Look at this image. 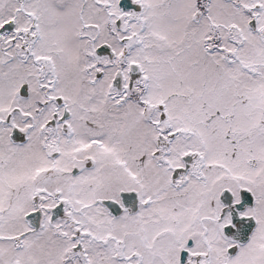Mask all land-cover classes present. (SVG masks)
Here are the masks:
<instances>
[{"label": "rangeland", "instance_id": "1", "mask_svg": "<svg viewBox=\"0 0 264 264\" xmlns=\"http://www.w3.org/2000/svg\"><path fill=\"white\" fill-rule=\"evenodd\" d=\"M119 1L34 0L44 18L42 63L0 62V264H70L72 226L85 220L103 237L92 245L93 264H126L118 243L131 254L138 230L160 254L153 264H176L179 239L190 236L196 252L214 255L205 264H264V0H132L139 12L122 11ZM12 7L0 0V19ZM104 42L112 57L96 53ZM131 63L142 72L131 75ZM23 83L29 98L16 113ZM57 96L73 113L65 131L50 124ZM46 100L42 111L37 102ZM24 112L32 141L11 144L10 126L25 128ZM71 128L69 141L59 137ZM161 132L174 143L157 159ZM187 154L198 172L174 184L166 171L184 166ZM75 167L83 171L74 175ZM226 187L258 192L260 201L245 214L261 226L231 257L223 234L230 215L219 201ZM132 188L141 202L154 194L152 207L137 217L107 215L103 199ZM36 212L48 228L30 235L25 214ZM112 234L118 243L107 240Z\"/></svg>", "mask_w": 264, "mask_h": 264}, {"label": "flooded vegetation", "instance_id": "2", "mask_svg": "<svg viewBox=\"0 0 264 264\" xmlns=\"http://www.w3.org/2000/svg\"><path fill=\"white\" fill-rule=\"evenodd\" d=\"M34 0H13L14 7L11 9V14L6 17L0 19V52H2V55H0V62L3 66H8V64H12L14 62H20L23 65H26L28 62L27 60L30 59L32 63H34L36 66L39 67V65L42 63V54H39L36 52L37 44L39 43V33H40V21H44L43 15L39 16L38 11L31 7V3ZM127 12H133L132 10ZM119 24V23H118ZM92 26V25H91ZM96 29H98V26L94 25ZM106 43V42H104ZM103 43V44H104ZM102 44V45H103ZM101 47L97 46L96 53L99 55L102 53V50H100ZM103 54V53H102ZM110 56V55H109ZM112 57V56H111ZM44 85V83H43ZM27 84L23 83L20 85L18 89V95L16 96V103H18L17 106L14 107L16 113H21L22 108L25 105V101L29 98V93L27 91ZM55 86V85H54ZM51 89V88H50ZM51 106L54 108V114L55 117L53 120H51L50 124H52L53 128H58L59 125L63 124V127L65 130H68V127L71 125V119L73 117V113L71 112L68 104L66 102H62L61 98L59 96L54 97L53 100H51ZM38 106L40 108H45L47 106V100L42 102H37ZM22 105V106H21ZM21 106V107H20ZM157 111H154V114ZM24 112V118H25V128L20 126L19 124L13 123L10 126V132L7 134V138L9 142L15 145H24L27 143H30L32 141L31 131L32 126L30 124V115H26ZM12 116L8 117V121L11 120ZM164 119V117H163ZM49 124V123H48ZM48 126V125H47ZM169 127H167L166 131ZM69 136H59L64 137L66 141H69V139L72 138L75 134V129L71 128L69 130ZM167 133V132H166ZM47 134L51 133L46 130L42 132L43 139L47 136ZM157 148L155 157L158 159L162 154H164L163 150L166 148H172L174 141L172 140V137L164 134L161 132V134L157 138ZM61 152L59 151V154ZM170 154V153H168ZM193 159V156L190 154L184 155L183 160L185 161L184 166H176L174 168H171L170 170H167L166 172L169 173V178L172 180V182H183L185 184L188 183V173H192V171L195 172L197 170V167H192L190 163ZM89 169L95 167V160L93 158L88 159V164L86 165ZM76 168V167H75ZM77 169V170H76ZM75 170H73V174L77 175L83 171V169H78V167ZM198 172V170L196 171ZM175 184V183H174ZM173 185V184H172ZM230 190L231 193L224 194L223 191ZM247 189L245 187L239 188L238 191H233L229 187L223 188L221 190V194L219 197V201L225 206V210H223V216L226 217L227 214L230 215V220L228 223H226L223 226V234L224 233V227L227 225L232 224L233 231L231 232L230 236L225 235L227 240L231 242L230 246L227 248V256L231 257L235 255L241 246H246L252 236L254 235V231L257 226H261V217L258 219L254 215H247L245 214V211L249 209L251 206L255 204V202L259 201V194L252 192L253 194V204H246L240 207L241 200H242V190ZM248 190V189H247ZM122 192H134L132 196L135 198V200H130L129 204H125L123 202V196ZM37 196V195H35ZM38 197V196H37ZM120 200L117 199H103L102 208L105 209V213L109 216H112L114 218L119 219L122 217V215H129L137 217L143 212L144 209L151 208L152 205L155 202V195L149 193L147 195V199L143 202L140 201V191L138 189L132 188L126 191L120 192ZM105 200H115L119 206H117L119 209V212L117 214H113L111 212V209L107 206L105 203ZM257 200V201H256ZM87 208H84L80 210L81 215H87ZM62 213V216L66 217L64 215V211H58ZM73 212V211H71ZM128 212V213H127ZM51 220H54L57 216L56 211H51ZM70 216V214L67 215V217ZM254 217L256 220V226L252 229L251 236L248 241L242 243L238 240H235L236 237H238L235 234V230H239L241 227L244 226L246 223L245 218L246 217ZM46 215L44 217H40V213L36 212L34 214H25L24 222H27V224L30 226V231L28 232L31 234H42L43 231H46L48 226L47 222L45 220ZM251 222V221H250ZM73 225V224H72ZM72 235L71 238H77L78 243L71 249V255L69 258L70 264H77L75 263V259L73 260L72 256L79 254L80 257H82L83 263L81 264H93L92 262V245L94 244H103V237L96 231L92 230L91 227L88 226L86 220L84 224H79L72 226ZM175 231H173V234ZM135 236L140 240V244H137L133 247L134 251L130 254L127 250H125V245L123 243H118V240H116L115 236L112 234V237H110V241H115L118 243L119 248V254L118 256L126 261V264H153L154 260H156V257H159L160 254L155 249V244L152 243L150 238H148L145 234H143L142 230L135 231ZM235 237V238H234ZM24 238V237H23ZM23 240V239H22ZM151 241V242H150ZM18 242V240H17ZM179 242H182L181 245L177 249V253L175 256V262L176 264H205V260L212 258L214 255H211V252L204 253L202 250H199L198 252L195 251V246L197 243V240L194 236H190L187 238V240L183 243L182 238L179 239ZM106 244V242H105ZM20 246V245H18ZM121 246L122 249L121 250ZM232 249V250H231ZM231 250V251H230ZM149 258L153 260V262H149Z\"/></svg>", "mask_w": 264, "mask_h": 264}, {"label": "water", "instance_id": "3", "mask_svg": "<svg viewBox=\"0 0 264 264\" xmlns=\"http://www.w3.org/2000/svg\"><path fill=\"white\" fill-rule=\"evenodd\" d=\"M120 4V8L122 11H127V10H134V11H140L142 9L141 4L138 3H132L131 0H120L119 1ZM254 22L251 23V27L253 28ZM102 53H109L111 56L114 54L113 50L111 49V47L109 46V44L105 43L104 45L101 46ZM101 53V54H102ZM131 70H130V74L131 75H137V73H141V67H139L138 64L136 63H131L130 64ZM223 195L228 193H231L230 190H225L223 191ZM132 194H134V192H122V196H123V202L125 204H129L130 200H135V198L132 196ZM105 203L107 204V206L111 209V212L113 214H117L119 212V209L116 210V208H118L117 206L118 203L114 200H105ZM253 194L251 191L247 190V189H243L242 190V200H241V206L246 205V204H253ZM246 223L244 224L243 227H241L239 230H235V234L238 237H234L235 240H238L242 243L246 242L249 240L250 236H251V232L252 229L256 226V220L254 217H246L245 218ZM251 221V222H250ZM233 231L232 228V224L227 225L224 227V233L225 235L230 236L231 232ZM232 250V249H231ZM230 250V251H231Z\"/></svg>", "mask_w": 264, "mask_h": 264}]
</instances>
